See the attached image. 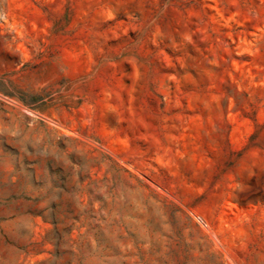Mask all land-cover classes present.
Instances as JSON below:
<instances>
[{
  "label": "rangeland",
  "instance_id": "1",
  "mask_svg": "<svg viewBox=\"0 0 264 264\" xmlns=\"http://www.w3.org/2000/svg\"><path fill=\"white\" fill-rule=\"evenodd\" d=\"M0 264H264V0H0Z\"/></svg>",
  "mask_w": 264,
  "mask_h": 264
}]
</instances>
